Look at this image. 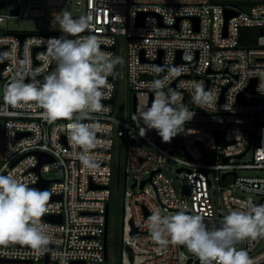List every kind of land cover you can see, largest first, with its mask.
I'll return each instance as SVG.
<instances>
[{"label":"built area","instance_id":"1","mask_svg":"<svg viewBox=\"0 0 264 264\" xmlns=\"http://www.w3.org/2000/svg\"><path fill=\"white\" fill-rule=\"evenodd\" d=\"M67 2L73 1L29 2L8 9L0 2V29L9 18L44 17L48 7ZM245 2L242 6L214 0H74L77 15L73 17L93 18L90 28L78 36L8 28L0 34V129L5 135L0 174L34 180L30 187L38 189L46 179L48 191L60 196L49 201L50 210L42 218L50 225L53 243L49 250L38 254L18 244L0 247V264H114L108 250L109 207L112 183L117 179L120 186L122 156L124 222L128 210L131 237L124 236L123 227L120 264H124L125 251L131 264H184V245L161 247L152 239L148 225L155 210L171 216L183 208L189 214L202 215L211 229L221 227L224 216L249 201L264 205V175L240 174L264 170V0ZM12 9L18 13L13 14ZM228 11L235 13L229 19ZM19 33L27 35L22 40ZM88 36L101 40V50L119 61L118 46L124 38L126 54L125 73H120L118 62L108 76L112 91L102 102L105 110L89 113L82 121L97 130L96 169L81 164V149L73 146L67 132L70 121L48 120L35 103L13 107L5 101L6 86L18 74L24 75L26 83L31 80L29 74L42 82L56 70L48 56L53 38ZM169 69L178 71L170 74ZM168 75V87L179 92L195 113L185 124L186 131L180 133L182 156L175 154L176 137L166 143L155 130L141 137L129 103L122 113L115 109L122 82L127 93L136 97V114L142 105L152 102L151 82ZM253 82L254 91L250 90ZM197 85L213 96L214 102L205 108L194 103ZM201 123L216 124V128L204 131L196 126ZM215 130L221 132L220 142ZM116 137L121 142L118 149ZM38 151L53 157L39 170ZM249 152L250 160L241 161ZM130 176L132 184L127 189ZM239 192L257 195L259 200ZM48 215H62V221H50ZM261 239L236 241L234 246L246 250L253 264H264V249L257 250ZM137 255L142 258L135 263ZM196 260L189 257L186 264H196Z\"/></svg>","mask_w":264,"mask_h":264},{"label":"clouds","instance_id":"2","mask_svg":"<svg viewBox=\"0 0 264 264\" xmlns=\"http://www.w3.org/2000/svg\"><path fill=\"white\" fill-rule=\"evenodd\" d=\"M54 21L62 33L78 36L90 28L93 18H74L62 10ZM101 43L96 36L53 38L48 56L50 62L56 63V70L44 76L42 82L29 74L31 80L26 83L24 75L18 74L5 89V101L13 107L35 103L43 108L48 120L70 121L69 139L81 149L78 158L87 169L99 167L93 155L98 147L97 130L82 121L89 113L105 110L102 102L112 91L108 76L119 62V57L101 50ZM174 71L178 70L169 69L170 74ZM170 79L168 75L152 81L151 104L146 102L133 116L141 137L155 130L163 142L170 143L186 131L185 124L193 119L195 113L183 102L182 95L168 87ZM197 87L199 94L193 97L194 103L205 108L214 102L210 92H205L202 85ZM31 183L35 181L21 180L14 173L0 174V247L18 244L44 254L53 243L50 225L42 222L50 210L52 194L47 189L30 187ZM149 221L152 239L158 245H184L199 257L200 264H253L248 252L236 249L235 242L264 237V205L251 201L224 216L219 228L210 229L202 215L189 214L183 208L171 216L155 210Z\"/></svg>","mask_w":264,"mask_h":264},{"label":"rangeland","instance_id":"3","mask_svg":"<svg viewBox=\"0 0 264 264\" xmlns=\"http://www.w3.org/2000/svg\"><path fill=\"white\" fill-rule=\"evenodd\" d=\"M73 2H67L63 6L59 7H48L45 12L44 17H24V16H18V17H12L9 18L7 23L3 25V28L0 29V34H2L6 28L12 31H25V32H36V33H48V32H61L59 30V25L55 23L54 16H56L58 13H62V10H67L71 13L72 16L77 15L76 6L74 4V0H69ZM215 2L226 4H239V5H246L247 3L245 1L248 0H214ZM1 4H3L6 9L8 8H14L16 6H24L27 5L29 2H32L33 4H45L47 0H22V3H18L17 0H0ZM120 49V61L118 64V68L120 70L121 74L125 73L126 69V54H125V39L121 38V42L119 44ZM120 95H119V104L115 107L116 111L118 113H122L124 110L127 109V104L129 103V109L131 112L133 111V92H128L125 89L124 82L121 83L120 87ZM198 128L213 132L214 128H216V124H209V123H201L196 125ZM177 139V148L175 150V154L182 156L180 149L183 144V138L182 134H178L176 136ZM117 142V149L119 144L121 143L119 138L116 137ZM125 145H123L122 155L124 154ZM5 148V135L4 131L1 128L0 129V161L3 160V152ZM252 157V152H249L244 158H242L241 161L246 162L250 160ZM121 182L120 186H118V180L116 179L112 183V198L110 201V207H109V227H108V250H109V258L114 262V264H120L121 263V253H122V231L124 227V236L126 238H130V231H131V224H130V214L127 210V213L125 215V222H124V211H123V197H124V190H125V180H124V159L123 156L121 158ZM117 161V160H116ZM168 165L175 169L176 166L172 163H168ZM116 168H118V165H116ZM167 174H170L169 171H165ZM240 174H246V175H264V170H245L241 171ZM212 177V175H211ZM132 184V178L131 176L128 177L127 180V189H130V186ZM244 196H249L251 199L257 201L259 200V196L253 195V194H244L240 193ZM211 195L214 200H216V192L214 189H211ZM224 214H226V211H223ZM241 244V243H240ZM264 249V237H262L260 244L258 245L257 250ZM195 256L196 257V264H200L199 257L194 255L191 251L188 250L186 246H184V249L182 251V258L184 261V264H186V261L189 257ZM142 258V255H137L135 258V263ZM132 262L129 259V255L125 251L124 253V264H131Z\"/></svg>","mask_w":264,"mask_h":264},{"label":"water","instance_id":"4","mask_svg":"<svg viewBox=\"0 0 264 264\" xmlns=\"http://www.w3.org/2000/svg\"><path fill=\"white\" fill-rule=\"evenodd\" d=\"M12 13L13 14H17V10L16 9H12ZM235 13L231 12V11H228L227 12V19H229L231 16H233ZM145 14H143V17H144ZM74 18H78V17H74ZM198 22V21H197ZM27 34H23V33H19L18 36L23 40L25 37H26ZM254 85H255V82H253V84L250 86V90L254 91ZM111 103H114V100L111 101ZM135 104H136V97L134 96L133 98V109H134V115H135ZM215 133L217 135V138H218V142H220V138H221V132L219 130H215ZM22 135V134H20ZM19 135V136H20ZM36 154L38 155L39 159H40V164L37 168V170L40 169V166L43 164V163H46V162H51L53 160V157L45 152H42V151H38L36 152ZM244 154L240 155L239 157H242ZM146 183V181H144L142 183V186H144V184ZM48 184H49V181L46 180V179H42L39 183V186L42 188V189H47L48 190ZM136 184H133L132 186L134 187ZM92 187H96L94 184L91 185ZM54 199H60V196H53L51 195V199L50 200H54ZM46 219L50 220V221H53V222H61L62 221V215H48L46 216ZM134 233V231L132 232ZM106 238H107V232H106ZM131 250V248H129ZM132 257V256H131ZM190 263V261H189Z\"/></svg>","mask_w":264,"mask_h":264},{"label":"bare ground","instance_id":"5","mask_svg":"<svg viewBox=\"0 0 264 264\" xmlns=\"http://www.w3.org/2000/svg\"><path fill=\"white\" fill-rule=\"evenodd\" d=\"M122 161V160H121Z\"/></svg>","mask_w":264,"mask_h":264}]
</instances>
